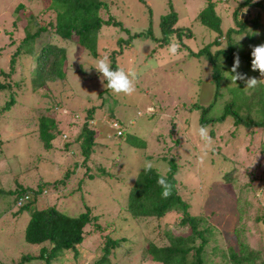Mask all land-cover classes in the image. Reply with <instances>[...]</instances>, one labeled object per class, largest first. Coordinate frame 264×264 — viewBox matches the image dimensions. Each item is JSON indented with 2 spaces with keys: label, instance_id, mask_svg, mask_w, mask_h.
<instances>
[{
  "label": "rangeland",
  "instance_id": "374dc122",
  "mask_svg": "<svg viewBox=\"0 0 264 264\" xmlns=\"http://www.w3.org/2000/svg\"><path fill=\"white\" fill-rule=\"evenodd\" d=\"M103 1L106 4L99 15L104 20H112L98 31L99 57L94 58L75 41L63 40L52 32H42L41 40H54L66 49V83H53L49 91H36L31 110L23 108L26 101L19 97L18 103L0 114V264H45L41 259H22L27 254L38 255L42 245L25 241L24 231L30 211H18L14 195L8 192L19 186H35L61 179L69 169L74 171L65 180L67 186L59 189L57 207L76 216L84 211L85 205L93 206L92 213L98 215L97 223L101 228L87 224L84 239L75 251L77 256L69 250L52 264L95 263L103 254V235L106 234L113 239L124 238L111 253V264H162L149 259L146 253L148 244L168 245V230L173 235L186 236L190 227L179 223V211L168 212L159 218H135L125 210L124 197L146 161H151L161 173H165L170 159L178 164V189L188 202L191 213H203L208 223L218 229L207 241L204 264H234L229 259L230 247L239 255L250 258L242 264H264V220L257 219L264 217V127L236 125L230 114L223 121L216 119L227 104H232V110L245 120L264 118V87L245 89L247 78H261L259 71H252L251 60L244 59L240 61L245 76L243 87H238V81L235 85L223 76L218 88L205 56H193L184 48L182 42L196 51L216 38L217 32L197 18L207 0H144L146 4L140 0ZM211 1L224 21L223 31L228 26L235 27L233 11L240 0ZM48 6V0H0V70L10 69L11 54L26 33V24L33 32L38 26L54 20L55 13ZM171 6L178 15L177 26L192 31V36L183 37L182 42L171 36L170 42L174 40L180 45L178 56L168 54L169 44L159 49L150 38L143 35L134 38L131 44L117 52L116 62L125 71L137 73L134 80L136 91L131 96H117L108 90L102 97H97L104 84L93 68L95 61L105 55L109 57L112 50H118L119 37L127 39L135 32H146L150 21L148 7L152 12L153 33L160 36V17L168 13ZM262 11L260 6L250 7V17L259 15L256 19L259 24L262 22L257 29H252L253 33L232 34L234 59L264 44ZM114 21L121 25L113 24ZM31 23L34 26L30 27ZM223 46L222 43L220 48ZM218 47L212 46L211 49ZM152 48L156 49L155 53ZM21 62L26 63V60ZM233 64L227 65L225 72H229ZM239 69L241 66L237 72ZM12 76L14 79L21 77L19 64ZM3 78L5 76L1 74L0 80ZM28 93L31 92L26 91L27 101ZM216 93L219 94L214 100ZM98 99L103 100L104 106L99 110L95 108L91 121L97 129L94 145L96 148L97 141H100L106 146L103 151L97 149L84 160L81 143L75 140L76 130L79 132L80 128L70 124L76 120L80 126L86 109L91 104L97 105ZM4 101L0 100V112ZM53 102L60 107L54 106ZM193 103L200 106L212 103V106L203 111L204 107H192ZM251 104L254 105L250 107ZM52 107L56 110L52 111ZM149 108L154 111L149 113ZM139 112L144 115H137ZM203 115L205 120H210L204 126L209 130L212 144L201 164L198 161L203 142L198 129L203 126L200 124ZM41 116H51L67 138L59 130L52 140L53 147L45 148L34 130ZM112 116L120 120L123 135H117V128L110 123ZM131 135H137L138 144H146V148L136 145ZM68 141L77 143L67 149L65 144ZM100 163L108 170V181L101 176L81 179L84 165L97 174ZM52 192L47 189L38 196L35 200L37 209L54 203Z\"/></svg>",
  "mask_w": 264,
  "mask_h": 264
},
{
  "label": "trees",
  "instance_id": "16d2710c",
  "mask_svg": "<svg viewBox=\"0 0 264 264\" xmlns=\"http://www.w3.org/2000/svg\"><path fill=\"white\" fill-rule=\"evenodd\" d=\"M49 8L54 11V20L49 21L46 25L38 26L35 31L31 32L28 25L26 24V33L21 39L20 44L11 54V59L9 63L10 69L8 71L0 70V75L4 74L5 78L3 81L0 80V100H5L4 105H1V112L11 109L20 99L24 97L26 104L23 106L25 109L31 110L34 106L36 91L46 89L49 91L51 84L57 82L66 83L67 81V69L66 57L67 52L63 45L56 43L54 40H41V33L44 31L52 32V35H56L59 38L66 41H75L77 44L81 45L87 49L94 58L99 57L97 52V37L99 29L105 24L111 23L112 19L104 20L100 17L99 11L104 8L106 4L103 0H48ZM144 4V0H140ZM207 4L203 9L197 14L198 20L207 28L217 32L216 38L209 43L203 45L198 50L194 51L182 42V38H190L192 36V31L188 27L177 26L178 15L174 8L168 13L161 15L159 20L160 36H156L153 33L152 28V12L150 7L149 10V25L146 32H135L133 35L129 36L127 39L119 37V49L112 50L111 55H109L111 67L115 70L118 66L116 62L117 52H121L122 48L126 45L131 44V41L143 35L146 38L154 40L156 47L162 49L163 46L168 45L171 40V36H175L184 48L188 49L189 53L193 56H205V59L209 61L212 67L213 77L216 79V86L219 88L221 84L219 83L223 74L226 71L227 65L232 64L234 59V47L232 40L234 38L232 34H239L242 31H248V33H253L252 29H257L259 26L258 19L256 17H250V7L252 5H262L260 6L264 15V0L252 1L243 0L238 3L233 11V20L235 27H229L225 32L221 27V17L219 12L215 10V4L211 0H207ZM147 6V5H146ZM262 17V16H261ZM113 24L121 25V23L113 22ZM250 24V29L247 27ZM34 24H30V27ZM264 27V24H263ZM129 33L128 29H125ZM251 39H252V35ZM254 37V34H253ZM76 38V39H75ZM224 38V41H221ZM223 43V49L220 48ZM225 43V44H224ZM212 46L218 47L217 49H211ZM155 53L156 49L152 48ZM251 49L247 53L239 55V60H251ZM21 57L24 59L21 60ZM26 60V63L21 61ZM19 64L21 77L18 79L13 78L15 66ZM243 63H240L241 69L239 73L244 75V68H242ZM231 70V69H230ZM230 72V71H229ZM217 76V77H216ZM8 79V80H7ZM28 79V81H27ZM238 87H243V80H237ZM107 82L105 81V84ZM246 83V82H245ZM264 87V86H263ZM233 87H230L231 89ZM29 95H25L26 91ZM107 88H103L98 92L97 97H102ZM214 95V100L217 96ZM25 95V96H24ZM31 98V99H30ZM100 100V99H98ZM18 101V102H17ZM53 105L56 104L53 102ZM52 105V106H53ZM254 104H251L252 107ZM258 104H256L257 106ZM25 106H29L25 107ZM31 106V107H30ZM104 106L103 100L97 104H91L86 109V115L84 121L79 125L74 121V124H70L71 127L80 128L79 132L76 130L75 140L81 143L80 149L84 156V160H87L92 153L95 151H103L105 148V143L97 141V147L95 148L94 139L96 134V127L91 125V121L94 118L95 110ZM212 106V103L207 106H200L196 103L192 104V107H204L203 111L207 110ZM60 107V106H56ZM52 107V111L56 110ZM96 108V109H95ZM233 105L227 104L225 110L219 116L218 120L223 121L227 115H232L234 119V124H243L246 127H264V118L260 120H254L249 118L245 120L239 113L232 110ZM25 112V111H24ZM57 112V111H56ZM2 116V115H1ZM10 117V116H9ZM204 115L200 117V124L206 125L209 119L205 120ZM111 124H117V135L121 136L124 134L121 131L120 120L115 117H111ZM37 128L34 129L38 134L40 140L43 142L44 147L49 149L52 148V140L59 129L58 123L50 116H41L38 118ZM62 132V131H61ZM63 133V132H62ZM66 135V133H63ZM135 144L137 145V135H131ZM67 138V135L66 137ZM76 141H68L65 145L67 149L68 146L72 147V144ZM76 142V143H77ZM138 146H140L138 144ZM142 149L146 148L140 146ZM264 150V148H263ZM165 157V156H163ZM83 163L85 164V161ZM169 160V159H168ZM187 161V158L184 159ZM169 169L165 173H161L157 166H153L150 172H145L144 168L136 175L131 186L128 187L125 200L126 206L125 210L133 217H150L155 216L157 218L163 216L168 212L179 211L181 214L180 224L183 226L190 227V233L186 236L173 235L169 230L167 231V238L169 240L168 245L157 246L155 244H148L146 248V253L150 257L149 259L160 262L162 264H204L205 260L203 254L205 252V246L210 236L215 235L218 229L214 225L209 224L206 216L203 213L194 215L189 210L188 202L182 198L179 192V179L177 177V166L176 163L170 159ZM83 172L84 177L81 179L84 181L86 178H93L94 176H101L106 181L110 179L108 175V170L103 167L104 164L100 163L97 168V174L92 173L87 165ZM176 166V167H175ZM72 170V171H71ZM74 169H69L65 176L58 180L44 181L40 182L35 186H19L8 193L14 195L13 201L18 197L23 195H29V199L22 206L18 207V211L22 209H27L30 211V219L25 227L24 239L26 242L31 244L42 245L40 248V253L38 255H25L22 257L23 260H33L41 259L44 260L45 264H52L55 259L62 257L67 251H77V245H79L84 239L85 226L87 224H94L96 229H100L101 226L97 223L98 215L92 213L93 206L85 205L84 211L78 213L76 216L68 214L66 211L59 209L58 199L60 196L59 189L61 187H66L67 184L65 180L69 177V174H73ZM165 176L167 180L172 184V194L164 199L161 196L162 188L157 184V179L159 176ZM182 182V180H180ZM47 189L52 190L54 195V203H50L45 208L37 209L35 205V200L38 199L40 194L46 193ZM121 191H124L123 189ZM259 220H264V217H257ZM87 229V226H86ZM103 254L102 256L93 264H111V253L119 245L121 239H113L109 234L103 235ZM196 240H199L196 243ZM48 242L45 244V242ZM77 256V252L74 253ZM146 258V256H145ZM229 259H231L234 264H242L245 261H250V258H246L244 255H239L236 251H233L230 247Z\"/></svg>",
  "mask_w": 264,
  "mask_h": 264
},
{
  "label": "clouds",
  "instance_id": "9594fccd",
  "mask_svg": "<svg viewBox=\"0 0 264 264\" xmlns=\"http://www.w3.org/2000/svg\"><path fill=\"white\" fill-rule=\"evenodd\" d=\"M241 39V38H240ZM238 40V42L240 41ZM237 42V43H238ZM180 45L176 41H171L167 46V52L170 56L175 57L179 54ZM251 69L252 71H259L260 79L255 77L247 78L245 89H255L258 86H264V44L255 46L251 51ZM151 63V62H150ZM240 66L239 56L235 57L234 64L230 72H224V77L229 78L232 81V84L236 85L237 80L245 79V76L237 72V69ZM93 68L100 75L101 82L104 84V87L111 91L114 95H125L131 96L135 91L134 80L137 78V73L127 72L122 67H117L115 70L111 67V62L107 55L99 58L95 61ZM86 71L90 69H85ZM105 81L107 82L105 84ZM154 111L153 108H149L148 112L151 113ZM137 115H144L143 112L137 113ZM117 125H113L116 127ZM198 136L203 142L201 145V156L199 158V163L204 162V158L207 156L208 151L210 150L212 144V138L209 135V130L206 126H200L198 129ZM256 163V161H255ZM254 163V164H255ZM153 168V163L151 161H146L144 164V171L150 172ZM157 184L162 188L161 196L164 199H167L172 194V184L167 180L163 175L159 176L157 179Z\"/></svg>",
  "mask_w": 264,
  "mask_h": 264
},
{
  "label": "built area",
  "instance_id": "2783aa9c",
  "mask_svg": "<svg viewBox=\"0 0 264 264\" xmlns=\"http://www.w3.org/2000/svg\"><path fill=\"white\" fill-rule=\"evenodd\" d=\"M114 125H117L116 123H114ZM117 127V126H116ZM119 133V132H118ZM63 137H66V135H63ZM27 199H29V195H23V196H20L18 197L16 200H15V204L20 207L22 206L25 202H27Z\"/></svg>",
  "mask_w": 264,
  "mask_h": 264
},
{
  "label": "crops",
  "instance_id": "0c3cea01",
  "mask_svg": "<svg viewBox=\"0 0 264 264\" xmlns=\"http://www.w3.org/2000/svg\"><path fill=\"white\" fill-rule=\"evenodd\" d=\"M241 1H243V0H240V2H241ZM252 1H253V2L255 1V2H256V1H260V0H252ZM263 4H264V3H263ZM255 5H257V4H255ZM255 5H252V6L254 7ZM257 6H259V5H257ZM260 6H262V5H260ZM199 12H200V11H199ZM199 12H198V13H199ZM224 18H227V17H224ZM224 18H223V19H224ZM262 21L264 22V19H263ZM222 22H224V21H221V27H222ZM223 24H224V23H223ZM259 25H262V22H261V24H259ZM228 28H229V26H228ZM223 29H224V28H223ZM223 29H222V30H223ZM224 30H225V29H224ZM226 30H227V28H226ZM263 30H264V27H263ZM224 32H225V31H224ZM236 35H238V34L236 33ZM99 109H100V108H97V110H99ZM124 192H125V191H124ZM121 193H122V191H121ZM122 194H123V193H122ZM124 198H125V197H124Z\"/></svg>",
  "mask_w": 264,
  "mask_h": 264
}]
</instances>
